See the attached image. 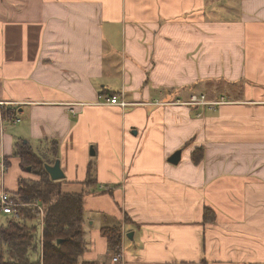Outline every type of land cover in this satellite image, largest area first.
Here are the masks:
<instances>
[{
  "label": "crops",
  "instance_id": "1",
  "mask_svg": "<svg viewBox=\"0 0 264 264\" xmlns=\"http://www.w3.org/2000/svg\"><path fill=\"white\" fill-rule=\"evenodd\" d=\"M17 139L59 161L63 193L92 170L81 261L264 264V0H0L9 198L35 179L12 157ZM115 222L113 255L100 229Z\"/></svg>",
  "mask_w": 264,
  "mask_h": 264
},
{
  "label": "trees",
  "instance_id": "2",
  "mask_svg": "<svg viewBox=\"0 0 264 264\" xmlns=\"http://www.w3.org/2000/svg\"><path fill=\"white\" fill-rule=\"evenodd\" d=\"M1 115L3 121L13 122L15 112L4 107ZM51 144L54 151L57 143L51 141ZM12 157L19 159L21 172L35 179L19 176L16 192L10 195L9 200L16 202L21 218L5 214L6 218L0 222V264H96L80 260L86 248L83 199L91 192L88 190L94 178L92 170L89 168L84 190L69 194L60 190L59 181L50 179L45 162L27 141L17 139L14 142ZM202 158V147L192 152L193 163H199ZM5 166L7 169V163ZM36 206L43 210L41 240L35 236L39 216ZM203 218L212 221L213 211L206 208ZM100 232L106 238L110 252L113 255L119 253L122 244L119 224L104 226Z\"/></svg>",
  "mask_w": 264,
  "mask_h": 264
},
{
  "label": "built area",
  "instance_id": "3",
  "mask_svg": "<svg viewBox=\"0 0 264 264\" xmlns=\"http://www.w3.org/2000/svg\"><path fill=\"white\" fill-rule=\"evenodd\" d=\"M109 103L111 104H120L123 106V103H117V99L114 97L112 99L109 100ZM190 104L192 105H199V106H206L209 103L206 101L204 96H193L190 100ZM19 122L18 119H14L13 123H17ZM16 207H18L17 204L11 202L9 200V197L6 193H0V210L4 213V214H11L13 215L16 219H20V214L19 212L16 210ZM37 207V206H36ZM39 210V213L42 214V210L41 208L37 207ZM122 258V255L118 254L115 258L114 261H120V259Z\"/></svg>",
  "mask_w": 264,
  "mask_h": 264
},
{
  "label": "water",
  "instance_id": "4",
  "mask_svg": "<svg viewBox=\"0 0 264 264\" xmlns=\"http://www.w3.org/2000/svg\"><path fill=\"white\" fill-rule=\"evenodd\" d=\"M179 160V153H176L172 158L171 162L176 164ZM45 170L48 173L50 179L52 181H59L64 178L63 172L60 168L59 161H55L53 165H45Z\"/></svg>",
  "mask_w": 264,
  "mask_h": 264
},
{
  "label": "rangeland",
  "instance_id": "5",
  "mask_svg": "<svg viewBox=\"0 0 264 264\" xmlns=\"http://www.w3.org/2000/svg\"><path fill=\"white\" fill-rule=\"evenodd\" d=\"M234 90H236V89L234 88ZM42 153H44V150L39 149V151H36V154H38L39 156H41L40 154H42ZM0 218H2V216H0ZM42 218H43V216L41 217L39 215L38 220H37V231L35 232V236H36V238L38 237V239H40V237H41V235H40L41 231L39 229H42V226H41ZM38 230H39V232H38Z\"/></svg>",
  "mask_w": 264,
  "mask_h": 264
}]
</instances>
